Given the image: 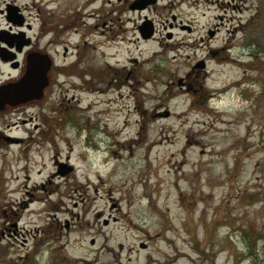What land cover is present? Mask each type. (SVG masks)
<instances>
[{
    "label": "rangeland",
    "instance_id": "rangeland-1",
    "mask_svg": "<svg viewBox=\"0 0 264 264\" xmlns=\"http://www.w3.org/2000/svg\"><path fill=\"white\" fill-rule=\"evenodd\" d=\"M10 1L58 69L0 112V264H264V0Z\"/></svg>",
    "mask_w": 264,
    "mask_h": 264
},
{
    "label": "flooded vegetation",
    "instance_id": "flooded-vegetation-1",
    "mask_svg": "<svg viewBox=\"0 0 264 264\" xmlns=\"http://www.w3.org/2000/svg\"><path fill=\"white\" fill-rule=\"evenodd\" d=\"M24 10V7L17 5L10 0H0V86L21 79L25 75L28 60L36 57H43L49 61L48 64H44V74L47 85L51 80L54 69H58V66L53 63L50 55L47 52L46 54L43 53L41 49L37 48V43L34 40L35 37L30 34L32 25L26 18ZM14 12L17 13L16 16H13ZM1 20L4 21V23ZM51 42L52 41L49 40V43ZM10 43L12 46H10ZM10 57H13V59L9 60L8 58ZM2 66L8 67L13 73L8 72L3 76L4 71L1 69ZM29 101L31 102V100H28L14 105L6 103L3 109H0V112L10 109L9 107L11 106H14V108H20L21 106L26 105L27 102L29 103ZM3 139L5 141L17 140L12 137H3Z\"/></svg>",
    "mask_w": 264,
    "mask_h": 264
},
{
    "label": "water",
    "instance_id": "water-1",
    "mask_svg": "<svg viewBox=\"0 0 264 264\" xmlns=\"http://www.w3.org/2000/svg\"><path fill=\"white\" fill-rule=\"evenodd\" d=\"M139 32L143 38H148L152 35L153 30L149 25L143 24L139 26ZM3 40L6 41L5 39ZM10 46H12L11 43ZM8 59L12 60L13 57ZM48 63L49 61L43 57L30 59L28 60L25 75L21 79L0 86V109H3L6 103L14 105L19 102L40 98L43 94V89L47 85L44 64Z\"/></svg>",
    "mask_w": 264,
    "mask_h": 264
},
{
    "label": "trees",
    "instance_id": "trees-1",
    "mask_svg": "<svg viewBox=\"0 0 264 264\" xmlns=\"http://www.w3.org/2000/svg\"><path fill=\"white\" fill-rule=\"evenodd\" d=\"M202 89H204V87L202 86ZM245 91V90H244ZM243 91V92H244ZM255 242L250 240V239H247L246 240V247L249 249V250H254L255 249ZM254 252V251H253Z\"/></svg>",
    "mask_w": 264,
    "mask_h": 264
},
{
    "label": "bare ground",
    "instance_id": "bare-ground-1",
    "mask_svg": "<svg viewBox=\"0 0 264 264\" xmlns=\"http://www.w3.org/2000/svg\"><path fill=\"white\" fill-rule=\"evenodd\" d=\"M179 255H183V254H179Z\"/></svg>",
    "mask_w": 264,
    "mask_h": 264
}]
</instances>
